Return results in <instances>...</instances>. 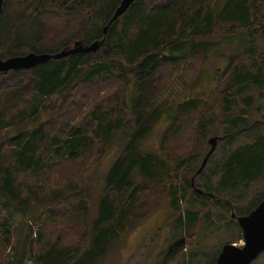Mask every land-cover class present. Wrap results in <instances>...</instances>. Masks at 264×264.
<instances>
[{
    "label": "trees",
    "instance_id": "trees-1",
    "mask_svg": "<svg viewBox=\"0 0 264 264\" xmlns=\"http://www.w3.org/2000/svg\"><path fill=\"white\" fill-rule=\"evenodd\" d=\"M121 2L4 0L0 59L102 40ZM68 16L74 21L65 22ZM247 32L259 43L250 47L248 40L230 58L217 73V89L199 98L168 95L160 73L170 77L171 68L196 58L206 63L212 51ZM263 47L264 0H136L97 52L0 72V241L13 252L0 264H97L163 199L182 213L189 194L217 203L215 196L225 193L235 197L223 201L232 214L249 215L261 200L250 199L255 186L264 184ZM82 109V118L71 120ZM160 122V150H145ZM242 136L248 142L227 156L213 185H201L205 194L197 193L191 181L209 138L233 144ZM112 150L117 158L92 216L90 178ZM61 162L77 165L76 178L48 188ZM23 175L33 176V184H23ZM41 212L47 219H39ZM34 224H42L36 239Z\"/></svg>",
    "mask_w": 264,
    "mask_h": 264
},
{
    "label": "rangeland",
    "instance_id": "rangeland-1",
    "mask_svg": "<svg viewBox=\"0 0 264 264\" xmlns=\"http://www.w3.org/2000/svg\"><path fill=\"white\" fill-rule=\"evenodd\" d=\"M108 1L110 0H100V3H106ZM18 10L19 7L15 6L12 14L16 15ZM68 17L65 22L70 23L71 19L72 22L74 21L72 17ZM51 24H56L55 26L59 27L62 23L60 21H53ZM76 31H79V29L74 30L72 34ZM248 40H252L250 47L253 43H259L260 41L258 38H250L248 32L242 35L236 34L234 39L223 43V45L212 51L208 62H201L200 58L193 59L178 68H171L170 72L172 74L170 77L161 76L160 73L159 80L164 86H169L171 92L168 95L173 98H177L178 96H182L183 98L196 96L199 98L202 93L209 95L215 88L217 89V73L224 70L233 55L244 49V44ZM195 72L197 76L193 77ZM261 92L264 94V91ZM74 95L76 96V94ZM76 98L78 100V97ZM64 109H66V106ZM83 112V109L77 110L75 118L72 116L71 120L77 122L78 119L82 118ZM161 122L156 127L153 135L144 142L143 148L145 150L153 152L160 150L162 135L165 130V125ZM250 135L249 133L246 136L248 137ZM247 137L242 136L237 138L233 144L219 142L206 168L198 178L195 176V185L194 187L192 186L193 189L195 191L196 189L201 190V185H207L208 183H212L213 185L216 180L215 173L221 170L227 156L235 148L244 143L246 144L248 142ZM210 149L211 146L208 144L205 152L208 153ZM205 157L203 156L200 160L198 168L201 167ZM116 158L117 151H110L96 165L97 170L95 169V174L91 175L92 216H96L98 212L100 193L104 180ZM76 166L73 162L59 163L48 177V188L53 182H61L71 175L76 178L74 174ZM136 178L138 181L141 179L139 172H137ZM20 180L27 186L32 185L34 182V178L31 175H23ZM254 190L257 195L256 197H250L251 200L254 198L259 199L262 196L264 193V184H257ZM222 194L225 197V193ZM215 197L218 201L217 203L204 199L202 202L196 195L189 194L188 202L190 201L191 204L197 206L195 208L193 206L190 207V204L187 207L185 205L186 201L184 200V207L181 208L182 213L180 210L172 208L168 199L161 200L152 208V211L142 224L132 228L125 239L122 242L116 243V246L109 251L106 257L101 260L98 258L95 261L97 264H214L215 259H217L225 244H235L242 247V244L245 243L244 239H239V229L241 231L242 229L239 227L236 219H233L232 212L225 207L223 202L230 201V199L234 201L235 197ZM246 204V207H248L249 202ZM186 211L192 213L197 211L198 216L194 214L187 216ZM41 214L42 217L39 219L42 220L47 219L49 215L47 212H41L38 215ZM18 219V221L21 220L20 215H18ZM30 225L27 224L28 231ZM87 226L85 225L82 231H85L88 228ZM32 227L35 232L33 239H36L37 232L40 231L42 224H34ZM68 232L69 237L72 239L75 236L74 233L72 231ZM8 252L13 253L11 247L4 246L0 241V259L7 257ZM89 263L90 261H87L85 264ZM25 264L35 263L27 260ZM252 264H264V252Z\"/></svg>",
    "mask_w": 264,
    "mask_h": 264
},
{
    "label": "water",
    "instance_id": "water-1",
    "mask_svg": "<svg viewBox=\"0 0 264 264\" xmlns=\"http://www.w3.org/2000/svg\"><path fill=\"white\" fill-rule=\"evenodd\" d=\"M136 0H122L118 8L115 10L112 19L104 27V38L97 40L90 45H85L82 42H76L73 47L62 50L56 54L44 53L36 54L29 53L23 56L11 57L6 60L0 59V72L8 73L9 71L30 70L40 64L48 63L51 59H63L70 55L79 53H95L104 44L108 29L113 22L123 16L130 6ZM4 0H0V16L3 12ZM211 149L204 158L197 174L200 175L206 168L211 156L215 153L219 138L212 137L209 139ZM1 183V177H0ZM195 185V177L192 178V186ZM199 194H204L201 190L196 189ZM233 219H236L239 227L243 232L244 246L239 247L235 244H225L218 255L215 264H251L264 252V201L249 215L238 217L234 213Z\"/></svg>",
    "mask_w": 264,
    "mask_h": 264
},
{
    "label": "flooded vegetation",
    "instance_id": "flooded-vegetation-1",
    "mask_svg": "<svg viewBox=\"0 0 264 264\" xmlns=\"http://www.w3.org/2000/svg\"><path fill=\"white\" fill-rule=\"evenodd\" d=\"M260 199H261V200L259 201L257 207H258V206L264 201V193L262 194V196H261ZM257 207H256V208H257ZM256 208H255V209H256ZM255 209H253V211H254ZM253 211H252V212H253ZM220 252H221V251H220ZM251 264H252V263H251Z\"/></svg>",
    "mask_w": 264,
    "mask_h": 264
}]
</instances>
